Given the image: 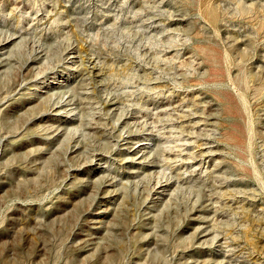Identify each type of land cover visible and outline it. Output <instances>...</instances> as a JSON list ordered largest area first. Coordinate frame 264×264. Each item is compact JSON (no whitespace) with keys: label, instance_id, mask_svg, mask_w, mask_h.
Wrapping results in <instances>:
<instances>
[{"label":"rangeland","instance_id":"obj_1","mask_svg":"<svg viewBox=\"0 0 264 264\" xmlns=\"http://www.w3.org/2000/svg\"><path fill=\"white\" fill-rule=\"evenodd\" d=\"M0 264H264V0H0Z\"/></svg>","mask_w":264,"mask_h":264},{"label":"bare ground","instance_id":"obj_2","mask_svg":"<svg viewBox=\"0 0 264 264\" xmlns=\"http://www.w3.org/2000/svg\"><path fill=\"white\" fill-rule=\"evenodd\" d=\"M2 45H3V44H2ZM2 45H1V46H2ZM71 52H72V51H71ZM71 52H70V53H71ZM73 54H74V53H73ZM68 60H69V59H68ZM51 83H52V82H51ZM37 84H38V83H37ZM39 84H41V83H39ZM52 84H53V83H52ZM49 85H50V84H49ZM36 87H37V86H36ZM36 87H32V89H36ZM43 87H44V86H43ZM44 88H45V87H44ZM50 88H51V87H50ZM36 90H37V89H36ZM39 92H40V91H39ZM44 92H45V93H46V92L48 93V92H50V91H49V90H47V91H46V90H45V91H42V93H44ZM68 110H69V109H68ZM73 110H74V109H73ZM65 112H66V111H65ZM51 124H52V123H51ZM144 146H145V145H144ZM96 161H97V160H96ZM151 168H152V167H151ZM98 172H99V171H98ZM116 185H117V184H116ZM162 187H163V186H162Z\"/></svg>","mask_w":264,"mask_h":264}]
</instances>
